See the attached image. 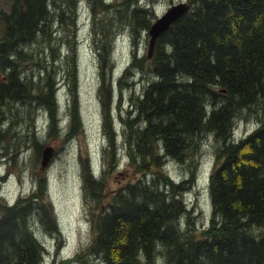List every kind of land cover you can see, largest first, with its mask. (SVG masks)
I'll use <instances>...</instances> for the list:
<instances>
[{
    "label": "trees",
    "instance_id": "16d2710c",
    "mask_svg": "<svg viewBox=\"0 0 264 264\" xmlns=\"http://www.w3.org/2000/svg\"><path fill=\"white\" fill-rule=\"evenodd\" d=\"M78 1L9 0L8 9H0V126L7 113L13 114V102L36 101L45 105L51 127H56L55 89L60 81L52 78L50 68L42 85L26 77L24 62L30 55L25 46L48 32L55 15L60 20L71 17L75 30ZM86 1L94 20L112 9L122 12L116 1ZM124 1L121 17H126L137 44L154 22L153 11L136 0ZM187 3L190 9L156 41L149 59L153 79L135 97L132 111L120 115L127 168L134 167L150 180L140 177L122 184L111 201L106 197L107 172L117 165L120 153L112 115L109 42L114 35L94 29L109 41L97 48L108 139L107 148L102 147L105 170L96 178L90 158L82 157L93 237L73 260L62 264H264V0ZM117 22V17L110 21L112 31ZM145 60H136L134 54L125 75L133 68H146ZM243 111L256 125L237 137L236 120ZM74 118V125L79 124L75 112ZM69 127L76 128L72 119ZM207 140L214 153L211 225L195 232L184 222L186 214L195 212L188 209L184 196L194 175L175 180L164 173L174 161L192 160L197 165ZM37 149L44 152L43 147ZM45 189L44 184L11 208L0 206V264H41L45 249L34 237L36 216L49 219L51 229L59 227Z\"/></svg>",
    "mask_w": 264,
    "mask_h": 264
},
{
    "label": "rangeland",
    "instance_id": "374dc122",
    "mask_svg": "<svg viewBox=\"0 0 264 264\" xmlns=\"http://www.w3.org/2000/svg\"><path fill=\"white\" fill-rule=\"evenodd\" d=\"M113 1L121 3L118 9L122 12L112 9L101 13L96 20L93 19L94 13L88 2L78 1L75 30L72 29L71 17L60 20L55 15L48 32L25 46L30 55L24 62L26 77H31L34 84L42 85L48 77L47 69L50 68L52 78L60 81L55 89L58 110L62 113L60 129L58 126L50 127L52 117L48 112L46 114L43 111L38 116L39 109L44 110L45 105H37L36 101L13 102L9 108L13 109V114L7 113L1 122L0 130L3 132L0 134V206L11 208L19 200L33 196V193L45 184L46 199L52 203V214L59 223V232L55 233L49 226V229L47 228L46 223L35 226L36 234L43 241L46 251L43 264H62L81 246L89 244L93 237L91 211L84 194L81 159L88 156L93 175L101 178L105 170L102 147L105 145V149L107 148L108 139L103 127L99 91L101 62L97 48L98 44L109 42L101 31V35H97L94 29L114 35L112 42H109L113 46L110 63L113 74L112 115L114 127L118 132L120 153L117 165L107 172L110 188L106 197L111 201L122 184L136 178H144L142 172H137L134 167L127 168L129 161L121 134L124 123L120 115L125 117L132 111L135 97L142 95L148 81L154 77L148 58L150 35L144 34L137 44L133 43L130 26L125 22L126 17H121L124 13L122 4L125 1L107 0L110 3ZM181 1L187 3V0H136V4L149 7L153 11L152 17L155 21L156 16L163 15L173 4ZM8 3L9 0H0V9L7 10ZM1 17L0 15V20ZM115 17L119 22L112 31L110 21ZM134 54L136 60L146 58V68H133L126 76L125 70L134 59ZM74 112L80 117L77 122L79 124L75 125ZM242 114L243 116L236 120L237 137L251 132L256 125L255 118L244 116L245 111ZM71 119L75 130L74 127H69ZM34 129L36 133H33ZM37 147H43L44 152L40 153ZM48 148H51V157L44 166V156L49 152ZM200 150L202 154L198 157L197 165H194L192 160L183 163L174 161L168 164L164 173L175 180L194 175L186 196L188 205L192 212H195L194 216L186 214L184 222L191 225L195 232L209 227L212 216L209 184L214 153L211 141L202 143ZM193 168L194 172L191 173ZM144 179L150 180V176ZM45 230L49 232L42 235L41 232Z\"/></svg>",
    "mask_w": 264,
    "mask_h": 264
},
{
    "label": "water",
    "instance_id": "95a60500",
    "mask_svg": "<svg viewBox=\"0 0 264 264\" xmlns=\"http://www.w3.org/2000/svg\"><path fill=\"white\" fill-rule=\"evenodd\" d=\"M190 9V5L184 1L177 4H173L163 15L157 17V19L152 23L149 29V49L148 58L152 57L156 41L159 36L167 30L174 22H176L183 14H185ZM49 152L45 154L43 165H47L51 157V148H48ZM46 152V151H45Z\"/></svg>",
    "mask_w": 264,
    "mask_h": 264
},
{
    "label": "bare ground",
    "instance_id": "6f19581e",
    "mask_svg": "<svg viewBox=\"0 0 264 264\" xmlns=\"http://www.w3.org/2000/svg\"><path fill=\"white\" fill-rule=\"evenodd\" d=\"M80 1V0H79ZM45 112H46V114H47V111L46 110H44ZM39 114H40V112H38V116H39ZM49 114V113H48ZM62 113H61V111H59L58 110V112H57V115H56V126H58V128H59V126H60V120H62V118L60 117V115H61ZM38 118V117H37ZM37 118H36V120H37ZM52 126V123H51V125H50V127ZM60 129V128H59ZM190 191V189H187V190H185V192H184V196H185V198L187 199V196H186V194L188 193ZM211 191V188L209 187V192ZM210 198H211V192H210ZM212 199V198H211ZM211 204H212V201H211ZM187 206H188V209L189 210H191L192 211V208H190V206L188 205V203H187ZM193 216V215H192ZM39 223H41V224H43L44 225V223H46L47 224V228H48V225H50V227H51V224H52V222L49 220V219H47L46 217H45V221L44 220H42V217H40V216H36V221H35V226H38L39 225ZM45 229V228H44ZM49 229V228H48ZM52 231H53V233H55L56 231L57 232H59V230L57 229V230H55V229H51ZM50 230V231H51ZM36 231H37V229H34V237H36L38 240H40L42 243H43V241L41 240V238H39L38 236H37V234H36ZM39 231V230H38ZM41 232V231H40ZM46 232H49V231H46L45 230V232H41L42 233V235H44ZM43 245V244H42ZM78 251V250H77ZM45 250H44V255H43V258H42V262H41V264H43V261H44V256H45ZM76 255V253L75 254H73L72 256H70V257H68V260H73L74 259V256Z\"/></svg>",
    "mask_w": 264,
    "mask_h": 264
}]
</instances>
